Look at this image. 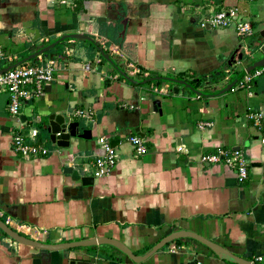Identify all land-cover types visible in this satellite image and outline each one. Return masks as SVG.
I'll use <instances>...</instances> for the list:
<instances>
[{"label": "crops", "instance_id": "1", "mask_svg": "<svg viewBox=\"0 0 264 264\" xmlns=\"http://www.w3.org/2000/svg\"><path fill=\"white\" fill-rule=\"evenodd\" d=\"M230 8L250 22L251 36L201 27ZM26 29L39 35L28 36ZM262 31L264 0H0V47L10 58L1 70L64 36H81L23 63L53 58L57 69L17 116L0 92V219L40 243L102 237L136 256L172 232L189 231L249 262L260 256L264 264V145L247 118L264 108V77L248 90L221 93L264 57ZM118 70L140 84L121 81ZM149 76L196 83L201 95L170 81L143 82ZM78 110L90 118L76 116ZM52 115L77 122L87 139H70L67 148L52 144ZM33 130L49 154L22 158L12 138ZM133 135L145 138L143 155L128 143ZM100 137L116 149L117 160L97 178L90 163L103 155ZM218 149L243 153V183L223 163L201 161ZM180 240L135 263L108 245L46 251L0 230V264H229L198 241Z\"/></svg>", "mask_w": 264, "mask_h": 264}, {"label": "built area", "instance_id": "2", "mask_svg": "<svg viewBox=\"0 0 264 264\" xmlns=\"http://www.w3.org/2000/svg\"><path fill=\"white\" fill-rule=\"evenodd\" d=\"M64 3V1H62ZM210 26L221 29L233 28L238 36L249 37L252 35V27L249 21L244 20L238 11L234 8L222 10L210 15L201 22V27ZM10 60L0 47V67L3 62ZM57 69V62L53 58L38 57L37 63L20 65L0 73V92L8 94V112L11 116H17L22 104L39 97L43 91L44 85L52 81L54 72ZM88 70V67H86ZM1 71V69H0ZM264 77V66L254 69L247 73L231 89L234 92L238 89H250L256 78ZM124 106L134 108V105L125 104ZM75 115L81 118H90V114L84 111H75ZM247 118L253 122L259 131L258 141L264 145V108L251 111ZM36 131H30L27 135H15L11 144L13 151L22 158L45 157L49 150L36 142ZM128 143L134 153L139 156L146 153V140L140 136H129ZM98 144L103 150V155L97 156L90 166L94 169L95 177H104L108 175L116 165V149L103 137L98 139ZM180 150V149H179ZM202 162L207 164L223 163L232 169L237 177V182L243 183L248 176V163L240 150L218 149L212 154L201 158ZM85 172L88 170L85 169ZM257 263H262L263 258L258 256L254 258ZM253 264V262H250Z\"/></svg>", "mask_w": 264, "mask_h": 264}, {"label": "water", "instance_id": "3", "mask_svg": "<svg viewBox=\"0 0 264 264\" xmlns=\"http://www.w3.org/2000/svg\"><path fill=\"white\" fill-rule=\"evenodd\" d=\"M209 28V27H207ZM25 33L28 36L32 35H39L37 31L34 30H29L26 29ZM260 36L262 38V44L260 47V51L264 54V31L260 33ZM39 37L34 38V40L38 39ZM66 38H81L79 35H71V36H64L60 40L50 44L49 46L46 47H41L40 50H38L36 53L30 55L29 57L25 58L24 60L18 62L17 64L13 66H9L5 69H2L0 73H5L8 70L15 68L23 63H26L28 61H31L32 59L36 58L39 55H42L46 52H48L50 49H52L56 44L60 43L61 41L65 40ZM103 57L109 62L112 63L110 58L102 53ZM243 55L239 54L238 60H242ZM233 60V57H232ZM235 63V61H234ZM264 66V57L256 62H254L252 65L248 66L245 68L241 74L236 78V80L228 85L221 93L227 92L230 90L233 85H235L238 81H240L247 73L253 71L256 68ZM119 73L123 78H125L127 81L130 83H136L132 78H130L127 74H125L123 71L118 70ZM160 78H155L154 80H158ZM165 81H170L173 82L177 85H182L185 86L186 88L194 91V89L188 85L184 81L176 80V79H171V78H162ZM178 89L174 88V93H177ZM194 93L201 95V93L195 92ZM155 106L159 105L158 101L154 102ZM79 124L77 122L74 123H67L65 118L63 116H55L52 115L49 117V128L48 132L50 134V140L52 144H55L59 148H67L69 146L70 139H87L86 134L89 133L87 131H83L82 134L79 133ZM70 170V169H68ZM89 179L84 178L82 179V182H90L87 181ZM0 230L3 232L7 237L12 239L14 242L30 246L36 249L40 250H46V251H62V250H69V249H74V248H88V247H95V246H101V245H108L111 247L116 248L123 254H125L131 261L135 263H140L149 258L151 255H153L155 252L163 248L165 245L178 240V239H192L195 241H198L199 243L203 244L204 246L208 247L210 250H212L218 257L224 258L227 261L236 263V264H250L249 261L240 258L233 253H231L229 250L221 247L220 245L213 243L195 233L189 232V231H176L172 232L169 235L165 236L159 243H157L150 251H148L145 255L143 256H136L132 253V251L123 243L120 241H117L115 239H109V238H102V237H97V238H92L89 240H83V241H75V242H68V243H60V244H54V245H48L44 243H40L37 241H33L30 239H27L24 236H21L17 232H15L13 229H11L5 222H3L0 219Z\"/></svg>", "mask_w": 264, "mask_h": 264}, {"label": "trees", "instance_id": "4", "mask_svg": "<svg viewBox=\"0 0 264 264\" xmlns=\"http://www.w3.org/2000/svg\"><path fill=\"white\" fill-rule=\"evenodd\" d=\"M57 46V45H56ZM53 50H49L48 52H46V53H44V55L45 56H47L48 54H50L51 52H52ZM104 54L106 55L107 53L104 51ZM43 56V55H42ZM22 61V60H21ZM33 62V61H32ZM118 65V64H117ZM120 77V80L121 81H124V82H126V83H128L127 82V80L125 79V78H123L122 76H119ZM153 77L152 76H149V77H147V79H145L143 82H146V83H151V82H154V83H157V84H161V83H167L164 79H158L157 81H154V79H152ZM135 80H137V79H135ZM139 82V81H138ZM134 84H140V82L139 83H131V85H134ZM191 84H195V83H192V82H190L189 83V85L191 86V87H193V89H194V86H192ZM1 220L3 221V222H5L4 221V219L3 218H1ZM4 236H6L3 232H1ZM179 241H181L180 239L179 240H176V241H174V243H177V242H179ZM74 249H80V248H74ZM251 262H253V264H262V263H257V262H255L254 261V259L251 261ZM228 263L229 264H236V263H233V262H230V261H228Z\"/></svg>", "mask_w": 264, "mask_h": 264}, {"label": "rangeland", "instance_id": "5", "mask_svg": "<svg viewBox=\"0 0 264 264\" xmlns=\"http://www.w3.org/2000/svg\"><path fill=\"white\" fill-rule=\"evenodd\" d=\"M32 61V60H31ZM192 86H194V85H196V83L195 84H191Z\"/></svg>", "mask_w": 264, "mask_h": 264}]
</instances>
